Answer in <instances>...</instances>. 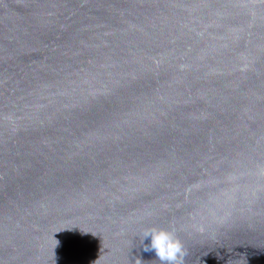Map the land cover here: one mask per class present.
<instances>
[{"label": "water", "instance_id": "obj_1", "mask_svg": "<svg viewBox=\"0 0 264 264\" xmlns=\"http://www.w3.org/2000/svg\"><path fill=\"white\" fill-rule=\"evenodd\" d=\"M264 264V0H0V264Z\"/></svg>", "mask_w": 264, "mask_h": 264}, {"label": "clouds", "instance_id": "obj_2", "mask_svg": "<svg viewBox=\"0 0 264 264\" xmlns=\"http://www.w3.org/2000/svg\"><path fill=\"white\" fill-rule=\"evenodd\" d=\"M149 243L144 245L145 252H153L160 264H183V244L174 235L173 231L166 229H150L143 233V241Z\"/></svg>", "mask_w": 264, "mask_h": 264}]
</instances>
